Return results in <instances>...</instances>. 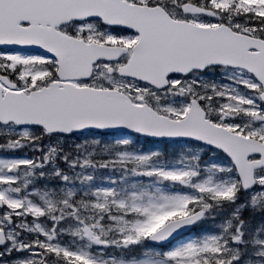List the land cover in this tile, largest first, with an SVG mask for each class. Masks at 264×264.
<instances>
[{
  "label": "snow or ice",
  "instance_id": "snow-or-ice-1",
  "mask_svg": "<svg viewBox=\"0 0 264 264\" xmlns=\"http://www.w3.org/2000/svg\"><path fill=\"white\" fill-rule=\"evenodd\" d=\"M0 264H264V0H0Z\"/></svg>",
  "mask_w": 264,
  "mask_h": 264
}]
</instances>
